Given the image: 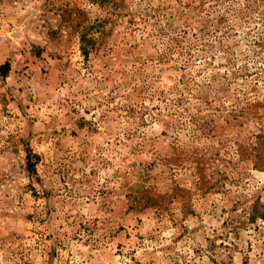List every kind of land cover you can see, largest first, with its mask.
<instances>
[{"label": "rangeland", "instance_id": "rangeland-1", "mask_svg": "<svg viewBox=\"0 0 264 264\" xmlns=\"http://www.w3.org/2000/svg\"><path fill=\"white\" fill-rule=\"evenodd\" d=\"M0 264H264V0H0Z\"/></svg>", "mask_w": 264, "mask_h": 264}]
</instances>
